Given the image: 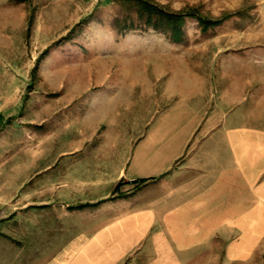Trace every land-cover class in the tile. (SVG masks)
<instances>
[{
    "label": "rangeland",
    "instance_id": "374dc122",
    "mask_svg": "<svg viewBox=\"0 0 264 264\" xmlns=\"http://www.w3.org/2000/svg\"><path fill=\"white\" fill-rule=\"evenodd\" d=\"M154 1L221 20L203 31L186 17L173 42L137 21L120 30L135 16L119 0H0V264L41 254L37 219L53 212V164L78 158L63 151L115 142L149 99L159 114L181 68L204 74L212 93L236 74H264V0Z\"/></svg>",
    "mask_w": 264,
    "mask_h": 264
},
{
    "label": "crops",
    "instance_id": "0c3cea01",
    "mask_svg": "<svg viewBox=\"0 0 264 264\" xmlns=\"http://www.w3.org/2000/svg\"><path fill=\"white\" fill-rule=\"evenodd\" d=\"M258 76L236 74L212 93L204 74L181 68L159 114L149 99L115 142L63 151L78 158L53 164V212L37 219L41 254L20 264H264Z\"/></svg>",
    "mask_w": 264,
    "mask_h": 264
},
{
    "label": "trees",
    "instance_id": "16d2710c",
    "mask_svg": "<svg viewBox=\"0 0 264 264\" xmlns=\"http://www.w3.org/2000/svg\"><path fill=\"white\" fill-rule=\"evenodd\" d=\"M128 11L127 15L133 14L135 18L128 16L122 18L121 23L116 26L121 29H128L134 26L137 21L144 27H150L155 31H160L167 35L173 42H179L183 36L182 25L186 17L194 18L201 30L215 26L221 19H212L203 16L195 8H188L180 11H170L165 9L154 0H119Z\"/></svg>",
    "mask_w": 264,
    "mask_h": 264
}]
</instances>
